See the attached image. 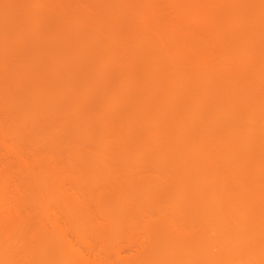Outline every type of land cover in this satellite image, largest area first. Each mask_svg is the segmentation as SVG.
Listing matches in <instances>:
<instances>
[{"label": "bare ground", "instance_id": "1", "mask_svg": "<svg viewBox=\"0 0 264 264\" xmlns=\"http://www.w3.org/2000/svg\"><path fill=\"white\" fill-rule=\"evenodd\" d=\"M0 147V264H264V0H0Z\"/></svg>", "mask_w": 264, "mask_h": 264}, {"label": "rangeland", "instance_id": "2", "mask_svg": "<svg viewBox=\"0 0 264 264\" xmlns=\"http://www.w3.org/2000/svg\"><path fill=\"white\" fill-rule=\"evenodd\" d=\"M46 25H47L46 27L44 26L45 29L49 27V24H46ZM81 30H83V29H81ZM11 32H12V31H11ZM12 33H13V32H12ZM24 47H25V46H24ZM24 47H22V48L19 47L20 50H19V48L14 47L13 50H11V55H9V56H10V57H11V56H12V57H13V56L16 57L15 53L17 54V51H18V50H19L18 53H20V51H22V49H23ZM15 48L17 49V51L15 50ZM14 50H15V51H14ZM24 50H25V53H26V51H27L26 47L23 49L22 53L19 54L20 56H21V54H24V53H23ZM13 51H14V55H13V53H12ZM12 57L10 58L11 61H12ZM13 59H14V58H13ZM9 61H10V60H9ZM72 117H73V116H71L70 118H71V119H74V118H72ZM74 117H75V116H74ZM82 144L86 145V143H82ZM0 150H1V151H0V164H1L0 166L3 167V166H4L3 164L7 163L8 167H9V166L11 167V166L13 165V166H12L13 169H14L15 171H18V169H19L18 166H20V164H19L20 161H19V159L17 158V156L14 155V153L9 152L7 149H5V148L3 149V147H0ZM2 151H4V153H3ZM5 153H6L7 155H6ZM12 155H13V156H12ZM14 156H15L16 158H15ZM14 158H15V159H14ZM6 159H7V160H6ZM8 160H9V161H8ZM16 160H17V162H16ZM3 161H4V163H3ZM14 162H15V163H14ZM18 162H19V163H18ZM14 164H15V165H14ZM17 164H19V165L17 166ZM14 166H15L16 168H15ZM12 167H11V168H12ZM0 169H2V168H0ZM16 169H17V170H16ZM21 176H22V175H21ZM18 177H19V176H17V178H14V179H13V181H14V180L16 181L15 186H16L18 183H19V184H20V183H24V182H22L23 180H21V178L23 179V176H22L21 178H18ZM24 178H25V177H24ZM26 179H27V178H26ZM26 179H25V181H26ZM13 181H12V182H13ZM17 200H18V201H17ZM19 202H20V199H19V198L16 199V200L12 199V205H13V206L11 205V206H12V209H11V210H13V209L15 208V207H14L15 204L18 205ZM19 206H20V204H19ZM17 207H18V206H16V208H17ZM15 210H17V209H15ZM60 217H62V216H60ZM59 219H61V218H59ZM63 220H64V218H63ZM62 224H63V222H62ZM63 226H64V224H63ZM134 235H135V234H134ZM68 236H69V235H68ZM135 236H136V235H135ZM72 238L74 239V237H73L72 235H70L69 240L72 241V240H73ZM133 239H134V236H133ZM73 241H74V240H73ZM95 242H96V241H95ZM95 242L93 241V244H94ZM124 242H125V241H124ZM125 243H126V242H125ZM125 243H122V244H125ZM129 243H132V242H127L126 245H122V244H121L120 246H123V249H122V247H121L122 250H119V249L117 248V250H119V251L121 252L120 255H121L122 257L125 256L126 254L131 255L130 253H132L133 251H135V249H136L135 247H136V246L133 245L134 243H132V244H129ZM75 244H76V243H75ZM135 245H136V244H135ZM93 246H94V245H93ZM95 246H96V248H97V246H98L97 249H99V247H100L98 244H96ZM119 248H120V247H119ZM97 249H96V252L98 251ZM100 249H101V248H100ZM136 250H137V249H136ZM99 251H100V250H99ZM99 251H98V252H99ZM124 252H125V255L123 254ZM127 252H128V253H127ZM94 254L96 255V253H95V247H94ZM97 254H98V253H97ZM99 254H100V253H99ZM118 254H119V253H118ZM133 254H134V253H133ZM86 255H88V253H87ZM96 256H97V255H96ZM86 258H87V257H86ZM91 258L93 259L94 256L90 255V257H89V255H88V259H91ZM124 258H125V257H124ZM92 259H91V260H92Z\"/></svg>", "mask_w": 264, "mask_h": 264}]
</instances>
